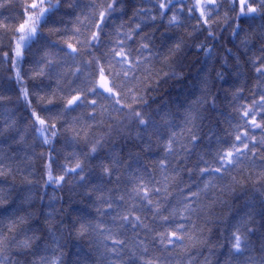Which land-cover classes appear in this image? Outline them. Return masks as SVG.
<instances>
[{"label": "snow or ice", "instance_id": "snow-or-ice-1", "mask_svg": "<svg viewBox=\"0 0 264 264\" xmlns=\"http://www.w3.org/2000/svg\"><path fill=\"white\" fill-rule=\"evenodd\" d=\"M128 3L0 0V30L10 34L11 44L3 58L11 61L18 84H27L18 65L27 58L26 52L39 44L34 53L39 56V67L27 77L33 90L20 88L30 109L33 143L22 152L16 151L24 145V135L14 122L6 121L0 127V144L7 145L6 150H0V183H8L9 177L14 182L19 174L26 183L35 185L38 181L28 177L34 175L31 168L38 158L43 161L45 186L63 187L72 177L71 183L81 186L84 197L91 201L86 205L90 211L77 209L67 222L63 216L56 219L59 212L55 209L47 214V232L59 252L49 256L43 254L48 251L46 238L34 231L28 234L33 213L18 214L20 209L9 199L11 186L0 189V215L7 219L6 230H0V264H66L61 243H67L65 233L78 240L92 238L89 242L94 241L98 253L92 264H220L210 259L215 247L210 245L213 229L209 225L227 223L216 213L227 204L224 193L248 184V211L237 223L216 230L226 234L229 259L225 264H232L233 257L235 264H264V233L257 247L251 241L257 229L249 227L256 223L254 205L258 201L260 228L264 229V0H143L145 6L135 8L130 22L125 23L121 17L127 15ZM222 9L226 10L221 17ZM165 18L167 29L185 28L193 41L202 33L207 34L205 40L215 41L213 27L221 22L232 26L235 21L231 37L239 40L238 51L227 49L234 65L223 57L221 67L228 71L217 72L216 79L227 83L226 75L233 66L239 75L241 57L256 75L252 102L239 106L243 125H236L231 139L217 138L215 148L199 155L193 166L189 162L201 143L203 112L214 107L218 98L212 96L209 101L210 76L201 79L199 96L192 94L179 106L182 111L166 113L159 121L145 118L142 111L148 106L150 89L146 84L154 61L168 66L190 47L184 37L174 38L167 32L161 34L167 39L157 44L158 26L151 34L144 31L150 25H164ZM186 19L196 22L192 32L186 30ZM9 20L17 23L10 25ZM256 20L260 23L251 32L241 24ZM52 36L56 40L49 39ZM194 46L206 58L213 55L211 45L199 42ZM171 75L177 74L173 71ZM242 93L238 88L234 96ZM78 109L88 111L72 115ZM133 126L141 130L136 138L144 145L142 151H151L155 137L158 151L151 168L141 163L139 154L134 161L138 167L133 169L120 154L105 151L113 137H130ZM96 129L103 131L97 133ZM256 131L259 136L251 134ZM56 143L62 145L60 150ZM36 146L50 150L36 153ZM67 148L73 150L65 152ZM233 172L247 175L238 179ZM68 264L83 262L78 258Z\"/></svg>", "mask_w": 264, "mask_h": 264}, {"label": "trees", "instance_id": "trees-1", "mask_svg": "<svg viewBox=\"0 0 264 264\" xmlns=\"http://www.w3.org/2000/svg\"><path fill=\"white\" fill-rule=\"evenodd\" d=\"M87 2V0H85ZM145 6L143 0H129L127 15L121 17L125 23H129V18L133 15V10L137 7ZM226 9L221 10V17ZM5 16L8 13H4ZM19 15V13H16ZM234 15V13H233ZM166 20L164 25H150L144 29L145 32L151 34L154 27H159V31L155 32L156 43L159 44L161 39H167L166 36H162V33L167 32V35L173 36L174 38L184 37L187 44L190 47H186L182 56L178 61H173L170 65L165 66L159 60L153 63V72L151 74V79L147 82L146 87L150 90L147 92L148 106L143 108L142 111L145 112L146 117L151 116V118L159 121L160 116L164 114H174L180 109V105L185 103L187 99L192 98V94L199 96L201 93L199 91L200 81L205 76H210L209 87L210 93L209 101H211L212 96H217V100L214 107L208 106L203 112V120L200 123L199 134L201 135V143L196 145L195 151L189 162V166H193L197 161L199 155L204 152L214 149L216 146L217 138L231 139L235 135L236 125H243L244 121L240 119L239 116V106L241 104H250L252 102L254 85L256 84V75L249 64L244 63V57H241V67L239 69V75H236L237 69L233 66L231 68V74L226 75L227 83L216 79L217 72H227V69L221 67L222 58L228 57L229 65H234L232 57L227 52V49H231L232 53H237L239 40H233L231 37L232 27L235 25V21L232 22V26L225 27L223 22L213 27V31L217 34V40H205L206 33L200 34L195 41L188 38L185 34V28L181 29H167ZM136 21H131L135 23ZM10 25L17 23L15 20H9ZM196 22L195 20H185V26L187 32H192V25ZM260 21L244 22L241 21L242 26L251 32L253 29L259 25ZM243 35V34H242ZM51 40H56L55 36L50 37ZM204 42L205 47L211 45L214 49L213 55L206 58L204 52L197 51L194 44ZM11 47L10 44V34L5 33L0 30V96L4 99L0 100V127L8 122H14L15 127L20 130L24 135L25 141L24 145L16 148V151H23V148L31 145L33 143V135L30 123L29 112L25 100L20 95V88L27 86L30 91L32 89V81L28 80L27 77L31 75L32 70L38 69L37 60L39 58L36 53V49L39 44H35L32 47L31 52H26V59L18 67H22V75H25V80L27 84H18L15 81L14 70L11 69V61L5 60L3 58V52L9 51ZM255 50V49H254ZM175 71L177 75H171ZM164 73H168L167 77ZM143 75V73H142ZM159 81V82H157ZM238 88L243 89V93L240 96H234ZM258 98V95L257 97ZM33 106L36 105V101H32ZM82 111H88L86 109H78L76 115ZM172 118L171 115L168 117ZM179 122V120H177ZM103 129H96L99 133ZM141 131L133 126L130 129V137H113V140L109 144L105 145V151L112 149L116 153L123 157V160L127 163L132 164V168L138 167L134 163L137 154L141 159L142 164H147L149 168L153 166L154 160L157 158L156 153L158 151L157 144L155 142V137H153V143L151 145V151H142L144 145L140 143L139 139L136 138V133ZM257 136L260 135L259 131H256ZM62 139V138H61ZM115 143V147L112 148V144ZM145 143H147V137H145ZM62 145L60 143L55 144V148L60 150ZM7 145L0 144V150H6ZM47 146H36L34 151L36 153L49 152ZM73 149L67 148L65 152H71ZM79 151V149H76ZM31 155V151L29 152ZM208 158V157H205ZM61 162H65L63 159V154L60 157ZM74 163V161H73ZM42 164L43 161L35 158L33 167L31 171L34 172L33 176H29V180L38 181L35 185H29L23 180V177L19 174L16 175V179L12 182L11 177L8 178V183H0V189L8 190L11 186L10 202L15 201L14 207L19 208L22 213H33L31 221V230L28 232L29 235L34 231L38 236H44L48 242V251L44 252L45 255H59V252L55 250L48 232L45 220L47 219V214L54 209L59 212L56 219L59 220L60 216L67 219L69 217L76 215V210L80 209L85 212L90 211L86 208V205L91 203L84 197V189L71 183L72 177H69L70 183L65 184L63 187H58L54 184L44 185L42 179ZM122 174L124 170L122 169ZM24 175H27L25 172ZM238 179L242 176H246L247 173L233 172ZM197 179V177H193ZM185 182H189L187 176L184 177ZM24 197H29V199L24 200ZM251 197V184H248L245 188L237 187L236 191L233 193L225 192L223 199L227 201L223 207H218L216 213L220 215L223 219L227 221L226 224L221 225H209L213 229L211 233L210 245L215 247V255L211 256L210 259L214 262L219 260L220 264H225V261L229 259L228 245L221 232L217 231V228L223 229L225 227H230L232 224L237 223L242 216L248 211L245 208L246 198ZM23 201V202H22ZM260 206L258 201L254 205L255 213V224H250L249 227H256V233L251 236V241L255 246H259L260 238L264 229L260 228ZM94 215V213H93ZM7 219L4 215H0V230H6ZM57 236L60 235L59 232L56 233ZM23 235V234H22ZM130 235V234H129ZM65 243L63 247V259L66 264L68 262H75L78 258L83 262V264H92V260L98 255L95 251L94 241L90 243L92 238H87L86 240H78L75 238H68L67 234H64ZM224 245V247H221ZM204 255H208L207 249L203 250ZM150 249V255H151ZM232 264H235L236 258L233 257ZM203 260V256L201 257Z\"/></svg>", "mask_w": 264, "mask_h": 264}]
</instances>
